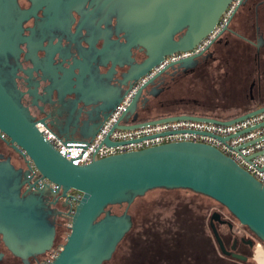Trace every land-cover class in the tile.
<instances>
[{
	"label": "water",
	"instance_id": "water-1",
	"mask_svg": "<svg viewBox=\"0 0 264 264\" xmlns=\"http://www.w3.org/2000/svg\"><path fill=\"white\" fill-rule=\"evenodd\" d=\"M84 1L30 0L27 8H20L17 0H0V55L16 58L18 42L28 39L22 35V22L35 15L37 9L44 6L42 11L49 26L58 19L68 23L71 20L70 9H77ZM231 1L90 0L89 3L94 4L93 10L101 11L105 20L113 13L117 16L122 40L115 45L103 41L94 54L99 55V65H108L101 75L102 85L109 81L108 71L113 64L125 66L117 75L120 89L110 91L104 86L94 90L91 81L86 85L78 79L72 81L71 73L53 77L46 83V90L53 89L58 100L67 94L66 101L71 109L90 105V111H94L107 107L99 122L92 123L94 116L89 113L87 122H83V128L78 133L73 134L66 129L56 134L64 138L90 139L133 81L158 65L165 55L191 50L207 38ZM91 12L86 11V14ZM86 41L90 46L91 38ZM42 49L48 52L42 61L43 67L32 56L33 69L38 67L41 73L51 70L53 53L58 60L64 56L58 44ZM132 49L142 52L139 61H132ZM196 56V52L191 53L158 68L137 88L120 119H137V102L142 88L172 64L185 68L193 66ZM93 59L94 55L88 60L73 58L69 68L82 69L84 65L89 66L88 61ZM262 109L264 104L221 122L229 123ZM180 117L219 122L193 114H174L148 122ZM35 122L26 106L19 102L18 95L4 85L0 76V136L3 133L7 143L23 155L26 163V168L21 171L14 168L8 159L0 160V232L16 255L26 257L51 246L54 225L47 221L42 211L41 198L49 190L64 198L63 203L68 204V208L69 189L80 192L81 196L70 214L65 241L47 264H101L108 259L116 243L130 228L127 206L135 197L153 188H185L208 196L223 205L240 224L264 242L262 185L214 146L196 141H170L75 164L43 138ZM137 125L139 123L136 122L118 126L128 128ZM104 142L112 143L107 138ZM28 161L39 173V177L32 181L28 176ZM47 181L59 187L49 188ZM119 203L126 204L124 210L119 214L111 212L110 206Z\"/></svg>",
	"mask_w": 264,
	"mask_h": 264
},
{
	"label": "flooded vegetation",
	"instance_id": "flooded-vegetation-1",
	"mask_svg": "<svg viewBox=\"0 0 264 264\" xmlns=\"http://www.w3.org/2000/svg\"><path fill=\"white\" fill-rule=\"evenodd\" d=\"M89 1L85 0L77 9H70L68 23L58 19L50 26L42 11L44 6L37 9L35 15L22 22V35L28 39L18 42L16 58L0 55V76L4 85L18 95L19 102L26 106L35 124L40 123L55 133L68 129L76 134L83 128V122H87L89 113L94 116L92 123H97L107 107L94 111H90V105L71 109L66 101L67 94L58 100L53 89L46 90V83L53 77L71 73L72 81L78 79L82 85L91 81L94 90L104 86L110 91L120 89L117 75L125 66L113 64L108 71V83L102 85L101 75L108 65H99V55L94 54L103 41L115 45L122 40L117 16L113 13L105 20L101 11L93 10L94 4ZM17 2L20 8H27L31 3L30 0ZM90 10L92 12L87 15L86 11ZM89 37L90 46L86 41ZM55 44L60 45L63 58L58 60L53 53L50 71L41 73L38 67L33 69L32 56L43 67L42 61L48 52L42 48ZM198 45L193 66L185 68L172 64L142 88L137 118L151 116L148 114L152 109L181 106L192 110L165 112L222 116L264 103V0H232L211 34ZM93 55L94 59L88 61L89 66L69 68L73 58L88 60ZM142 56L141 51L132 49V61H139ZM195 82L201 84L196 87ZM227 85L231 89L224 94ZM5 159L16 169L23 171L26 168L23 155L9 145L1 133L0 160ZM28 164L30 181L37 179L38 171L30 161ZM142 195L127 206L130 228L101 264H264L262 249L255 247L258 238L245 225L231 222L234 217L220 203L226 209V215L218 209L220 205L216 207L215 202L199 198L197 194ZM41 198L42 211L47 221L54 225L51 246L41 253L22 257L11 251L0 232V264H47L57 253L58 250L53 248L54 240L64 220L70 221L68 204L51 190ZM132 203L136 205L137 213L131 212ZM115 205L119 210L114 212L116 214L126 206L125 203Z\"/></svg>",
	"mask_w": 264,
	"mask_h": 264
},
{
	"label": "built area",
	"instance_id": "built-area-1",
	"mask_svg": "<svg viewBox=\"0 0 264 264\" xmlns=\"http://www.w3.org/2000/svg\"><path fill=\"white\" fill-rule=\"evenodd\" d=\"M198 47L199 45H196L188 51H177L165 55L158 65L133 81L102 120L97 131L90 139L64 138L40 123L36 124L38 130L54 149L75 164H84L94 158L170 141L186 140L207 143L231 158L238 166L254 177L264 189V109L229 123L221 122L262 106L264 103L256 104L243 112L222 116L204 113H164L140 117L135 120H131L130 117L126 120L120 119L122 112L131 101L137 88L149 76L162 65L195 53ZM174 114L207 116L219 122L188 117L148 122L151 119ZM136 122L139 125L128 128L118 126ZM116 123L117 126H115ZM105 138L112 143H105ZM47 182L52 189L59 187L51 181ZM68 193L71 195L68 209L70 215L81 193L72 189H69ZM255 247L256 249L259 247V242L256 243Z\"/></svg>",
	"mask_w": 264,
	"mask_h": 264
},
{
	"label": "rangeland",
	"instance_id": "rangeland-1",
	"mask_svg": "<svg viewBox=\"0 0 264 264\" xmlns=\"http://www.w3.org/2000/svg\"><path fill=\"white\" fill-rule=\"evenodd\" d=\"M201 84V83H200ZM199 84V85H200ZM195 85H196V82H195ZM199 85H196V87L197 86H199ZM231 89V87L230 86H225V90L226 91H224V94H227V91H229ZM176 109H184V110H192L191 108H189V107H177V108H171V109H160V110H156V109H152L151 111H150V113L148 114V115H155V114H157V113H159V112H163V113H166L165 111H168L169 110V112H175V111H179V110H176ZM229 110H230V108H229ZM196 111V110H195ZM202 111V110H201ZM225 111H227V110H225ZM234 111V110H233ZM236 111V110H235ZM210 112H213L212 110L210 111ZM214 112H216V113H219V112H217V111H214ZM224 113H226V112H220L219 114H224ZM148 194H197L196 196H198L199 198H202V199H206V200H208V201H210V202H215L216 203V207H218V205H220L217 201H215L214 199H212V198H210V197H208V196H205V195H202V194H199V193H195V192H193V191H191V190H189V189H185V188H172V189H164V188H153V189H149V190H147V191H145L144 192V196L146 197V196H148ZM143 196V195H142ZM141 196V197H142ZM141 197H136V199L137 200H139ZM130 207H131V212H133V213H137V210H136V205L135 204H131L130 205ZM221 212H223L224 211V214L226 215L227 213L225 212L226 211V209L224 208V207H222L221 205H220V208H218ZM110 211L111 212H116V211H119L118 210V207H117V205H115V204H113V205H111L110 206ZM129 211H130V208H129ZM226 218H228L227 216H225ZM231 222H234V223H238L237 222V220H235V218H232L231 220H230ZM69 222L70 221H68V220H64V223L60 226V228H58V230H57V234H56V238H55V240H54V245H53V248H54V250L55 251H57L60 247H61V245L63 244V242L65 241V237H66V235L68 234V232H69V228H68V225H69ZM259 240V239H258ZM259 242V247L262 249V251H263V254H264V242H262V241H258ZM55 251H54V253H55Z\"/></svg>",
	"mask_w": 264,
	"mask_h": 264
},
{
	"label": "bare ground",
	"instance_id": "bare-ground-1",
	"mask_svg": "<svg viewBox=\"0 0 264 264\" xmlns=\"http://www.w3.org/2000/svg\"><path fill=\"white\" fill-rule=\"evenodd\" d=\"M261 259V258H260ZM262 260V259H261Z\"/></svg>",
	"mask_w": 264,
	"mask_h": 264
}]
</instances>
